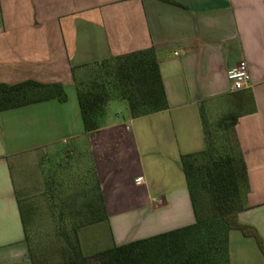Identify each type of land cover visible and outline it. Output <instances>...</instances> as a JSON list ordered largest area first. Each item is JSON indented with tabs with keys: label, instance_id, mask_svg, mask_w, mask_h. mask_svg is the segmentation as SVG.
<instances>
[{
	"label": "crops",
	"instance_id": "1",
	"mask_svg": "<svg viewBox=\"0 0 264 264\" xmlns=\"http://www.w3.org/2000/svg\"><path fill=\"white\" fill-rule=\"evenodd\" d=\"M175 1L0 0V82H60L67 92L66 101L0 111V264H32L13 167L24 175L34 157L60 143L89 151V173L104 196L107 219L78 228L82 248L83 231L101 222L111 246L195 222L181 156L206 145L202 109L237 117L250 186L238 218L264 241V0ZM150 47L168 108L139 117L128 107L107 111L99 129L85 131L77 77L89 64ZM241 60L251 82L234 90L228 73ZM229 260L264 264V254L235 229Z\"/></svg>",
	"mask_w": 264,
	"mask_h": 264
},
{
	"label": "trees",
	"instance_id": "2",
	"mask_svg": "<svg viewBox=\"0 0 264 264\" xmlns=\"http://www.w3.org/2000/svg\"><path fill=\"white\" fill-rule=\"evenodd\" d=\"M76 90L87 132L102 126L107 104L113 98L124 99L132 117L169 106L153 47L87 65L84 75L77 78ZM53 98L67 100L62 83L34 79L13 84L0 82V111ZM201 114L206 145L202 150L181 156L195 222L85 254L78 228L107 219L101 184L94 179L90 185L87 183L77 214L69 216L71 224L62 216V223L66 221L63 227L69 225V228L62 230L65 243L60 249V259L50 264H230L229 233L235 229L254 237L264 254V241L257 228L238 218L239 212L248 207L250 186L235 129L237 117L210 120L204 109ZM19 204L32 264H47L34 254L26 227L23 207L29 205L28 209L33 212V204L22 196Z\"/></svg>",
	"mask_w": 264,
	"mask_h": 264
},
{
	"label": "rangeland",
	"instance_id": "3",
	"mask_svg": "<svg viewBox=\"0 0 264 264\" xmlns=\"http://www.w3.org/2000/svg\"><path fill=\"white\" fill-rule=\"evenodd\" d=\"M228 102L230 100L227 99L217 101L221 105H227ZM126 107L128 106L124 99L113 98L108 102L106 112L117 113ZM210 114V120L220 118L218 115L212 117V112ZM75 145L74 141H70L49 147L44 154L34 157L32 162L35 165H31L29 161L30 164L23 170L25 176L16 165L13 167L17 188H21V196L29 199L34 207L33 212L28 209L29 205L23 207L32 250L37 258L47 264L60 259V249L65 243L62 230H68L71 224L68 221L69 216L77 214L85 188L91 184L90 180H94V175L89 173L93 167L89 151L82 146L74 149ZM22 176L25 178L23 184ZM62 216L69 223L66 228L63 227L66 221L62 223ZM82 238L85 254L111 246L112 238L105 222L97 224L91 230H84Z\"/></svg>",
	"mask_w": 264,
	"mask_h": 264
},
{
	"label": "built area",
	"instance_id": "4",
	"mask_svg": "<svg viewBox=\"0 0 264 264\" xmlns=\"http://www.w3.org/2000/svg\"><path fill=\"white\" fill-rule=\"evenodd\" d=\"M228 78L231 81L234 90L244 89L249 86L251 75L247 62L241 60L235 68L229 71Z\"/></svg>",
	"mask_w": 264,
	"mask_h": 264
}]
</instances>
